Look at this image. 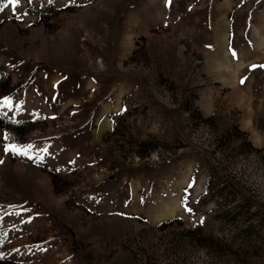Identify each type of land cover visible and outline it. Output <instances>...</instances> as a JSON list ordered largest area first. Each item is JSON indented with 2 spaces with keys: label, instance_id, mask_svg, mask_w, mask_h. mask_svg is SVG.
<instances>
[{
  "label": "rangeland",
  "instance_id": "1",
  "mask_svg": "<svg viewBox=\"0 0 264 264\" xmlns=\"http://www.w3.org/2000/svg\"><path fill=\"white\" fill-rule=\"evenodd\" d=\"M0 123V264H264V0H0Z\"/></svg>",
  "mask_w": 264,
  "mask_h": 264
},
{
  "label": "trees",
  "instance_id": "2",
  "mask_svg": "<svg viewBox=\"0 0 264 264\" xmlns=\"http://www.w3.org/2000/svg\"><path fill=\"white\" fill-rule=\"evenodd\" d=\"M2 117H3V118H2L3 121H6L5 118H8V116H7V115H4V114L2 115ZM1 123H2V122H1ZM1 123H0V125H2ZM3 129L6 130L5 133H7L9 136H10L11 134H13V132H12L13 127H11V126H3Z\"/></svg>",
  "mask_w": 264,
  "mask_h": 264
},
{
  "label": "snow or ice",
  "instance_id": "3",
  "mask_svg": "<svg viewBox=\"0 0 264 264\" xmlns=\"http://www.w3.org/2000/svg\"><path fill=\"white\" fill-rule=\"evenodd\" d=\"M10 2H18V0H10ZM243 83V81H241Z\"/></svg>",
  "mask_w": 264,
  "mask_h": 264
},
{
  "label": "bare ground",
  "instance_id": "4",
  "mask_svg": "<svg viewBox=\"0 0 264 264\" xmlns=\"http://www.w3.org/2000/svg\"><path fill=\"white\" fill-rule=\"evenodd\" d=\"M227 68V67H226Z\"/></svg>",
  "mask_w": 264,
  "mask_h": 264
}]
</instances>
